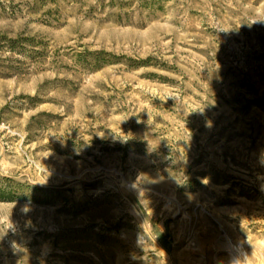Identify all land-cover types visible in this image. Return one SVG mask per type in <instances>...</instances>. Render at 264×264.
Here are the masks:
<instances>
[{
	"label": "rangeland",
	"instance_id": "obj_1",
	"mask_svg": "<svg viewBox=\"0 0 264 264\" xmlns=\"http://www.w3.org/2000/svg\"><path fill=\"white\" fill-rule=\"evenodd\" d=\"M0 175V264H264V0H0Z\"/></svg>",
	"mask_w": 264,
	"mask_h": 264
},
{
	"label": "trees",
	"instance_id": "obj_2",
	"mask_svg": "<svg viewBox=\"0 0 264 264\" xmlns=\"http://www.w3.org/2000/svg\"><path fill=\"white\" fill-rule=\"evenodd\" d=\"M18 183L11 178L0 175V202H10L17 197Z\"/></svg>",
	"mask_w": 264,
	"mask_h": 264
},
{
	"label": "clouds",
	"instance_id": "obj_3",
	"mask_svg": "<svg viewBox=\"0 0 264 264\" xmlns=\"http://www.w3.org/2000/svg\"><path fill=\"white\" fill-rule=\"evenodd\" d=\"M9 227H11V225Z\"/></svg>",
	"mask_w": 264,
	"mask_h": 264
}]
</instances>
